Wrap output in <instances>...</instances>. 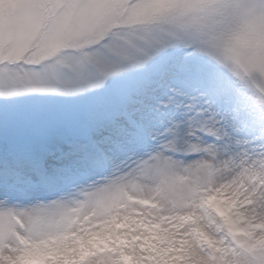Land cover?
Here are the masks:
<instances>
[{
	"label": "rangeland",
	"instance_id": "obj_1",
	"mask_svg": "<svg viewBox=\"0 0 264 264\" xmlns=\"http://www.w3.org/2000/svg\"><path fill=\"white\" fill-rule=\"evenodd\" d=\"M0 175V264H264V0H0Z\"/></svg>",
	"mask_w": 264,
	"mask_h": 264
},
{
	"label": "bare ground",
	"instance_id": "obj_2",
	"mask_svg": "<svg viewBox=\"0 0 264 264\" xmlns=\"http://www.w3.org/2000/svg\"><path fill=\"white\" fill-rule=\"evenodd\" d=\"M251 131H252V129H249V130H245V131H243V132H239L238 133V136H245V135H248V134H250L251 133ZM1 177H3L2 175H0V193H10V194H13V193H15L14 191H10L8 188H7V186H5V185H7L6 184V179L3 181V178H1ZM34 186H37V185H34ZM30 187H26L25 189L26 190H28ZM20 192H22V191H20ZM202 252V251H201ZM201 256L202 257H204L203 256V252H202V254H201Z\"/></svg>",
	"mask_w": 264,
	"mask_h": 264
}]
</instances>
